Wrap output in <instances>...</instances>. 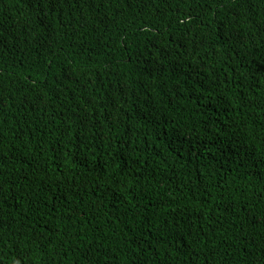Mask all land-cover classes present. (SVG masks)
<instances>
[{"label":"trees","instance_id":"trees-1","mask_svg":"<svg viewBox=\"0 0 264 264\" xmlns=\"http://www.w3.org/2000/svg\"><path fill=\"white\" fill-rule=\"evenodd\" d=\"M0 264H264V0H0Z\"/></svg>","mask_w":264,"mask_h":264},{"label":"snow or ice","instance_id":"snow-or-ice-1","mask_svg":"<svg viewBox=\"0 0 264 264\" xmlns=\"http://www.w3.org/2000/svg\"><path fill=\"white\" fill-rule=\"evenodd\" d=\"M60 0H47V3L55 7L56 4H58Z\"/></svg>","mask_w":264,"mask_h":264}]
</instances>
